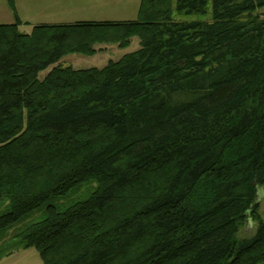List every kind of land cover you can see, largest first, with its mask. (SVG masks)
I'll return each mask as SVG.
<instances>
[{"label":"trees","instance_id":"obj_1","mask_svg":"<svg viewBox=\"0 0 264 264\" xmlns=\"http://www.w3.org/2000/svg\"><path fill=\"white\" fill-rule=\"evenodd\" d=\"M211 2L212 23L175 17ZM263 10L142 0L132 22L0 25V261L264 264ZM135 37L104 68L39 79Z\"/></svg>","mask_w":264,"mask_h":264},{"label":"rangeland","instance_id":"obj_2","mask_svg":"<svg viewBox=\"0 0 264 264\" xmlns=\"http://www.w3.org/2000/svg\"><path fill=\"white\" fill-rule=\"evenodd\" d=\"M176 3V0H174ZM142 0H15V11L9 5L8 0H0V25H12L21 21L19 29L21 33L31 34L34 27L40 25L76 24L78 21H105L128 22L139 18ZM264 14V10L260 12ZM176 19L182 21L213 22L212 2L209 5V14L206 17H186L175 14ZM141 48L138 37L133 38L131 45L122 49L116 44H103L96 47L97 54L85 56L70 54L65 56L58 64L50 66L39 75L44 80L56 67H72L75 70H87L91 68H104L112 61L120 60L124 55L137 52ZM86 188L81 192H85ZM259 213L264 222V190L259 191ZM34 216H39V213ZM29 218L31 220L32 218ZM257 230V224L251 223L243 228L239 239L252 238ZM0 264H45L35 248L24 249L16 252L0 261Z\"/></svg>","mask_w":264,"mask_h":264},{"label":"crops","instance_id":"obj_3","mask_svg":"<svg viewBox=\"0 0 264 264\" xmlns=\"http://www.w3.org/2000/svg\"><path fill=\"white\" fill-rule=\"evenodd\" d=\"M78 22H80V23H85V22L105 23V21H78ZM128 22H132V21H128ZM263 190H264V188L262 189V192H261L262 194H263ZM261 196L263 198V195H261Z\"/></svg>","mask_w":264,"mask_h":264},{"label":"water","instance_id":"obj_4","mask_svg":"<svg viewBox=\"0 0 264 264\" xmlns=\"http://www.w3.org/2000/svg\"><path fill=\"white\" fill-rule=\"evenodd\" d=\"M259 191L262 192V189H259ZM259 194H260V193H259ZM260 199H261V197H259V199H258V203H260Z\"/></svg>","mask_w":264,"mask_h":264}]
</instances>
